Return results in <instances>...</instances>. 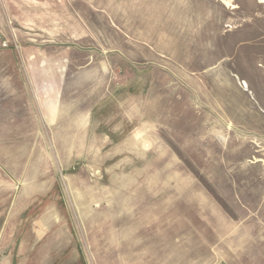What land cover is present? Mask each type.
<instances>
[{"label": "rangeland", "instance_id": "rangeland-1", "mask_svg": "<svg viewBox=\"0 0 264 264\" xmlns=\"http://www.w3.org/2000/svg\"><path fill=\"white\" fill-rule=\"evenodd\" d=\"M0 32V264H264V0H0Z\"/></svg>", "mask_w": 264, "mask_h": 264}, {"label": "crops", "instance_id": "crops-1", "mask_svg": "<svg viewBox=\"0 0 264 264\" xmlns=\"http://www.w3.org/2000/svg\"><path fill=\"white\" fill-rule=\"evenodd\" d=\"M18 2H19V3H18ZM23 3H24V2L17 1V2H15V3H12L11 6H7V7H8V10H10L9 12L12 13V11H13L12 9L15 8V7H17V5H19V6L17 7V9H18L19 12H22V11H24V10H28V8H24L25 6H21ZM10 7H12V9H10ZM17 9H16V10H17ZM5 10H6V9H5ZM14 10H15V9H14ZM17 14H18V13H17ZM8 16H9V17L12 16V17H15V18L17 17V18H18V15L13 16V15L8 14ZM18 22H20L21 24H23L24 21L21 20V21H18ZM3 37H4V36H3V33L0 32V38L2 39ZM57 71H58V69H57ZM45 72H46V71H45ZM52 109H54V108H50V107H49L48 110L50 111V110H52ZM48 120H51V117H50V116L48 117Z\"/></svg>", "mask_w": 264, "mask_h": 264}]
</instances>
